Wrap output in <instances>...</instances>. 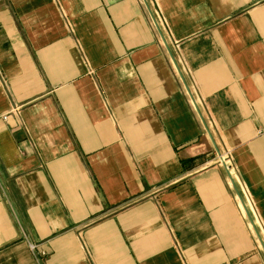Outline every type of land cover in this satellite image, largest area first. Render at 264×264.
Wrapping results in <instances>:
<instances>
[{
    "label": "crops",
    "instance_id": "1",
    "mask_svg": "<svg viewBox=\"0 0 264 264\" xmlns=\"http://www.w3.org/2000/svg\"><path fill=\"white\" fill-rule=\"evenodd\" d=\"M0 264H264V0H0Z\"/></svg>",
    "mask_w": 264,
    "mask_h": 264
},
{
    "label": "built area",
    "instance_id": "2",
    "mask_svg": "<svg viewBox=\"0 0 264 264\" xmlns=\"http://www.w3.org/2000/svg\"><path fill=\"white\" fill-rule=\"evenodd\" d=\"M13 113V111H9V112H6L5 114H3V118L4 119H7L9 116H11V114ZM225 166H226V169L228 170V172L230 173V175L233 176V164L231 162V158H230V155L229 154H226V155H222V159H221ZM30 247L32 249H36V245L33 244V243H30Z\"/></svg>",
    "mask_w": 264,
    "mask_h": 264
}]
</instances>
